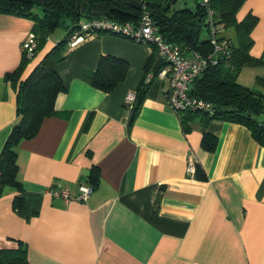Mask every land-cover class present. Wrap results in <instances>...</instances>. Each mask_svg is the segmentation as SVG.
I'll use <instances>...</instances> for the list:
<instances>
[{"label": "crops", "instance_id": "1", "mask_svg": "<svg viewBox=\"0 0 264 264\" xmlns=\"http://www.w3.org/2000/svg\"><path fill=\"white\" fill-rule=\"evenodd\" d=\"M247 14L257 18L249 54L264 63V0H246L236 18ZM30 27L0 15V153L18 121L16 90L4 76L19 67ZM103 56L129 66L109 93L82 79ZM163 64L151 46L109 34L67 50L56 66L64 87L56 114L16 147L21 192L6 188L0 197V250L24 248L28 264H264V148L247 128L226 121L196 120L185 131L165 99ZM247 69L255 81L264 77V64ZM148 79L134 115L125 97ZM204 133L217 140L213 152L201 147ZM96 170L85 203L48 195L53 186L77 194Z\"/></svg>", "mask_w": 264, "mask_h": 264}, {"label": "trees", "instance_id": "2", "mask_svg": "<svg viewBox=\"0 0 264 264\" xmlns=\"http://www.w3.org/2000/svg\"><path fill=\"white\" fill-rule=\"evenodd\" d=\"M136 1L140 9L130 7L129 0H0V15L30 21V34L37 44L31 58H26L22 52L19 67L4 76V81L16 90L18 121L0 153V197L6 188L21 192L16 179V147L22 141L33 139L42 122L56 114L55 100L64 92L56 66L65 60L70 38L80 34V26L85 22L107 20L118 25H137L141 15L147 13L166 43L183 49L187 55L196 51L203 58L212 54L210 27L217 26V39L227 41L229 53L216 58V64L210 62L189 88V95L204 101L210 109L178 112L180 122L185 131L196 120L202 126L212 120L238 124L247 128L255 142L264 148V77L256 78L257 89L245 87L237 81L243 68L264 64L249 54L253 45L250 35L257 18L251 14L241 21L236 18L246 0H210L208 8L202 6L200 0ZM59 29L64 30V38L55 43L29 72H25ZM227 30L234 31V43L224 35ZM100 34L106 33H96L93 37ZM128 67L121 58L103 56L94 71L82 73V79L92 88L109 93L125 80ZM150 82V79L143 80L135 94L134 115ZM216 143L215 137L208 133L202 135L201 147L205 151L213 152ZM195 177L205 179L199 167L195 168ZM97 182L96 170L89 177L92 191ZM21 206V199L16 197L14 209L19 211ZM0 264H28L25 249L0 250Z\"/></svg>", "mask_w": 264, "mask_h": 264}, {"label": "built area", "instance_id": "3", "mask_svg": "<svg viewBox=\"0 0 264 264\" xmlns=\"http://www.w3.org/2000/svg\"><path fill=\"white\" fill-rule=\"evenodd\" d=\"M204 7L209 6L210 0H200ZM209 10V9H208ZM211 15V11H209ZM219 28L211 25L209 38L212 44V54L207 58L201 57L196 51L185 54L184 50L166 43L159 33L157 27L152 23L149 15H141L137 25L124 24L118 25L111 21L99 20L85 22L80 26V34L73 35L68 44V49H73L85 41L93 38L96 33H106L116 37L133 41L137 44L151 46L157 55L164 61V67L159 72L160 79H167L168 89L165 99L169 108L178 113L182 111H204L209 110L210 106L202 100H198L189 95V88L193 81L200 76L207 68L209 63L216 64L215 59L227 56L229 44L226 40H218ZM37 44L32 34L22 44V52L26 58H31ZM135 94L126 95L124 105L129 111L134 110ZM188 172L194 176V166L189 164ZM92 192L90 186H82L77 194H71L68 189L53 186L48 189V195L54 199H63L66 202L75 201L85 203Z\"/></svg>", "mask_w": 264, "mask_h": 264}, {"label": "rangeland", "instance_id": "4", "mask_svg": "<svg viewBox=\"0 0 264 264\" xmlns=\"http://www.w3.org/2000/svg\"><path fill=\"white\" fill-rule=\"evenodd\" d=\"M224 35L230 39L233 43L235 42V34L233 30H227L224 32ZM65 36V32L62 29H59L54 34V37H57L59 40L63 39ZM248 67H245L243 69L242 73H239L237 76V81L241 85H244L248 88L257 89L258 87L255 84V76H252L253 73L252 69H247ZM250 72V73H249Z\"/></svg>", "mask_w": 264, "mask_h": 264}, {"label": "water", "instance_id": "5", "mask_svg": "<svg viewBox=\"0 0 264 264\" xmlns=\"http://www.w3.org/2000/svg\"><path fill=\"white\" fill-rule=\"evenodd\" d=\"M128 5L132 8L140 9L141 6L136 0H129Z\"/></svg>", "mask_w": 264, "mask_h": 264}]
</instances>
